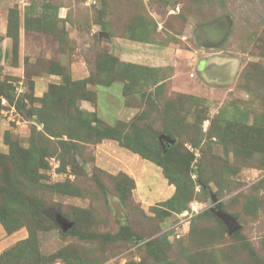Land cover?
I'll return each instance as SVG.
<instances>
[{"label": "rangeland", "instance_id": "1", "mask_svg": "<svg viewBox=\"0 0 264 264\" xmlns=\"http://www.w3.org/2000/svg\"><path fill=\"white\" fill-rule=\"evenodd\" d=\"M141 41L153 70L97 87ZM108 135L149 185L99 167ZM0 264H264V0H0Z\"/></svg>", "mask_w": 264, "mask_h": 264}, {"label": "crops", "instance_id": "2", "mask_svg": "<svg viewBox=\"0 0 264 264\" xmlns=\"http://www.w3.org/2000/svg\"><path fill=\"white\" fill-rule=\"evenodd\" d=\"M200 33L201 32L199 30H197L198 36L196 37V40L200 39ZM135 42H137V41H135ZM133 44L136 45L134 47L137 48L136 49L137 52L140 49V50H143V53L140 54V53H137L135 51V53L132 55V58L129 57L130 55H126V56H124L125 58H123V60H121V61L123 63H129V64H133V65L146 66V67H150V68L155 67L156 65L154 63L156 62V60H158V58L156 56V53H154V51L151 50V48L154 47V45H151L150 43L142 42V41L138 42V43H133ZM160 60L162 61L163 59H160ZM103 90H106V89H103ZM113 95H116V96L118 95L117 96L118 99L120 97L124 98V97H122L123 96L122 93L121 92L119 93V90H117V91L114 90ZM123 107H122V112H120L118 114V116L115 117L114 122H116L117 120H120L123 122H128L130 119H132L135 116L132 109H126ZM97 111H98V108H97ZM103 116H105V118L107 119L108 114L103 112ZM114 122L110 123V124H114ZM102 147H104L107 150V152H105L104 155H107L108 160H106V162H102L104 167L99 166L101 169H103V170L106 169L110 173H112V172L116 173V171L117 172L123 171L124 173H127L129 175H131V173H134V170L136 169V167L134 165L135 164L138 165V162L140 161L139 158H141L139 155L134 154L131 151L120 147L117 144V142H115L113 140H104L101 143L97 144L95 149L97 151H99ZM97 151H96V153L98 154L99 152H97ZM95 161H96V163L98 162V160H96V159H95ZM105 165H107L108 168ZM144 167H145V171H144L145 173L151 174V176L155 177L156 179H158V178L161 179L162 173L160 174L159 169L156 166L145 162ZM132 177H133L134 181L136 180L137 187H138V185H140V182H141V184H142V182H144L145 185L150 184L151 179L148 180L143 174H141V175L135 174ZM158 182H159L158 184H160L159 180H158ZM151 183H155V180L152 179ZM173 191H174V189H173ZM163 192H164V190H163Z\"/></svg>", "mask_w": 264, "mask_h": 264}, {"label": "trees", "instance_id": "3", "mask_svg": "<svg viewBox=\"0 0 264 264\" xmlns=\"http://www.w3.org/2000/svg\"><path fill=\"white\" fill-rule=\"evenodd\" d=\"M121 66H122V63H121ZM123 69H124V74L122 75V81H120V82H114L113 80H112V78L111 77H109V76H107V74H103L102 75V79H101V81L103 82L104 81V79H105V81H106V83H108L107 85H102V86H97V87H100V88H102V89H109V88H111L112 86H114L116 83H126V84H132V83H136L137 81H138V78H142L143 77V75H144V70H146V69H150V70H153L152 68H150V67H146V66H139V65H133V64H129V63H123ZM91 75H89L88 77H90ZM87 77V78H88ZM86 80V79H85ZM122 93V95L123 96H125V94H124V92L122 91L121 92ZM44 98V97H43ZM44 99H46V98H44ZM136 116V115H135ZM134 116V117H135ZM133 117V118H134ZM135 119V118H134ZM118 121H120V120H117V122ZM130 121V120H129ZM128 121V122H129ZM123 122V121H122ZM128 122H125V123H128ZM116 123V122H115ZM127 124H124L123 126H124V128H125V126H126ZM33 133V132H32ZM129 139V138H128ZM104 140H113V141H115V142H117V144L120 146V147H122V148H124V149H126V150H129V151H131L132 153H134V154H137V155H139L140 157H142L143 159L145 158V157H143L141 154H140V152L138 151V149L135 147V146H132V145H130V144H125L124 143V140L125 139H123V140H120L119 138H117V137H112V136H110V135H108V137L106 138V139H104ZM129 140H131V139H129ZM137 140V136H135L134 137V142ZM132 141V140H131ZM161 141V140H160ZM163 142V141H162ZM170 143V142H169ZM169 143H167L166 144V146H165V148H164V152L166 151H168L169 152V150H167V148L169 147ZM9 158V160H11L12 158H10V157H8ZM146 160H148V158H145ZM148 161H150V160H148ZM155 164H158V163H156V162H154ZM158 167H162V165H160V164H158L157 165ZM161 169V168H160ZM164 171V170H163ZM162 171V169H161V172H162V175H164V172ZM164 176H166V172H165V175ZM130 182L132 183V186L130 187V189L129 190H133V188H134V181L132 180V179H130ZM120 188V187H119ZM126 191V190H125ZM125 191H123V190H121V194H123V193H125ZM175 191H177V190H175L174 189V192H173V195H174V193H175ZM179 192V191H178ZM184 193H186V190H185V192ZM187 194V193H186ZM173 195L169 198V199H171L172 197H173ZM168 199V200H169ZM27 202H28V204H29V206L32 208V209H34V210H36V211H38V203L35 201V200H31V199H29V200H27ZM37 208V209H36ZM44 214V215H43ZM41 215L42 216H48L47 217V220H49V221H51L54 225H56V226H58L59 227V229L60 230H62V232L63 233H65V234H68V235H71V236H76V234H77V232H76V228H74L73 227V224L71 225V227H70V229H68L67 231H64L63 230V228H62V226L56 221V219H57V217H59L62 221H65V222H67V220H65V218L64 217H62L60 214H51V215H49L48 214V212H45V211H41ZM45 217V218H46ZM69 223H71V222H69ZM238 230V229H237ZM237 230L236 231H234V232H231V234H235V233H237ZM85 236V235H84Z\"/></svg>", "mask_w": 264, "mask_h": 264}, {"label": "water", "instance_id": "4", "mask_svg": "<svg viewBox=\"0 0 264 264\" xmlns=\"http://www.w3.org/2000/svg\"><path fill=\"white\" fill-rule=\"evenodd\" d=\"M225 19L229 20L228 17H225ZM205 26H209V25H205ZM202 27L203 26H201L199 28V30ZM210 62L215 63V64H219V63L223 62V60L213 58V60H210ZM113 209H114V213H116V216L117 217H121V215H120V213H122L121 205L119 203L117 205L116 204H113ZM218 216L222 219V221L225 223V225L228 226L230 232H234V231H236L239 228L230 218H228L224 214L218 213ZM57 222L62 226V228H63L64 231L68 227L71 226L70 223H67L65 221H62L60 219H58Z\"/></svg>", "mask_w": 264, "mask_h": 264}, {"label": "flooded vegetation", "instance_id": "5", "mask_svg": "<svg viewBox=\"0 0 264 264\" xmlns=\"http://www.w3.org/2000/svg\"><path fill=\"white\" fill-rule=\"evenodd\" d=\"M218 22L213 23V25L215 26ZM220 28H212L211 25L207 26V28L203 29L201 28L199 31L200 33V40L204 41L203 43L206 44L207 46H212L213 44H215V37L216 35H221L224 31H225V23L224 21L220 22ZM212 25V26H213Z\"/></svg>", "mask_w": 264, "mask_h": 264}]
</instances>
